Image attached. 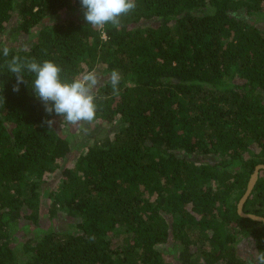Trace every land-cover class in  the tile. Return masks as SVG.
<instances>
[{"label":"trees","instance_id":"1","mask_svg":"<svg viewBox=\"0 0 264 264\" xmlns=\"http://www.w3.org/2000/svg\"><path fill=\"white\" fill-rule=\"evenodd\" d=\"M136 3L101 29L77 15L80 0H0L8 59L52 60L68 81L107 74L92 122L106 135L75 153L33 77L14 92L0 72V264H250L240 243L264 251V223L237 212L264 164V0ZM45 192L69 229L15 247L12 225H37ZM244 212L264 217V171Z\"/></svg>","mask_w":264,"mask_h":264},{"label":"clouds","instance_id":"2","mask_svg":"<svg viewBox=\"0 0 264 264\" xmlns=\"http://www.w3.org/2000/svg\"><path fill=\"white\" fill-rule=\"evenodd\" d=\"M80 3L85 21L93 28L101 29L108 24L119 29L122 17L129 15L137 7L136 0H80ZM0 53L5 58L4 64L0 65V72L7 71L16 77L14 92H19L20 84L27 83L25 77L31 76L34 94L44 103L49 115L54 112L63 118L62 124L91 123L97 118L98 105L94 90L99 80L94 69L68 81L61 75V66L52 60L41 62L35 57H22L19 54L8 59L10 49L7 46L0 47ZM120 80L119 71L112 70L109 83L114 93L119 90ZM54 123V120L44 121L49 128ZM250 264H264V251H258Z\"/></svg>","mask_w":264,"mask_h":264},{"label":"rangeland","instance_id":"3","mask_svg":"<svg viewBox=\"0 0 264 264\" xmlns=\"http://www.w3.org/2000/svg\"><path fill=\"white\" fill-rule=\"evenodd\" d=\"M77 15L81 16L82 19L84 14ZM13 32L14 28L10 29L9 32L5 33V35L3 36L4 41L10 43V41L13 40ZM21 42L23 41L14 42L13 45L17 47L21 46ZM95 71L97 72L99 80L98 85L94 90L95 94H97L99 87L103 85V78L106 77L107 74L103 73L102 70ZM58 129L61 134L65 135L71 140V144L73 145L75 153L77 151H81L94 139L104 137L106 135V132L105 130H103V127H97L92 122H82L77 125H70L66 123L62 124V122H59ZM114 129L116 128L110 127L106 131H112ZM42 202V217L37 225H34L23 219L12 225L13 227L11 228V230L14 238L15 247L18 248L21 244H24L25 242L35 240L48 231H67L69 229L70 220L66 218L63 213H57V216H54L53 218L49 216V211L46 206H49L50 200L47 197L46 192L43 195ZM160 249L163 251L165 258L168 261H173L178 253L177 248L174 244L163 245L160 247ZM238 254L243 257L248 263H250V261L254 260V258L256 257L255 249L253 248L252 243L248 241H243L239 244Z\"/></svg>","mask_w":264,"mask_h":264},{"label":"water","instance_id":"4","mask_svg":"<svg viewBox=\"0 0 264 264\" xmlns=\"http://www.w3.org/2000/svg\"><path fill=\"white\" fill-rule=\"evenodd\" d=\"M261 171H264V164H260V165L256 166L253 174L251 175V177L249 179L246 192L242 196V198L240 199V201L238 203L237 212L242 218L251 219V220L256 221V222H263L264 223V217L258 216L256 214L244 212V206H245L247 200L249 199V197L251 196V194L255 188L256 183L259 180V176H260Z\"/></svg>","mask_w":264,"mask_h":264}]
</instances>
